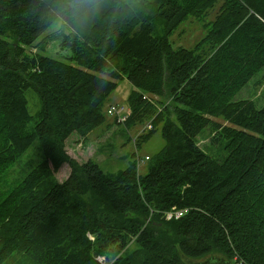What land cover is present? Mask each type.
I'll return each instance as SVG.
<instances>
[{"label": "trees", "instance_id": "trees-1", "mask_svg": "<svg viewBox=\"0 0 264 264\" xmlns=\"http://www.w3.org/2000/svg\"><path fill=\"white\" fill-rule=\"evenodd\" d=\"M50 2L0 0V177L35 139L43 153L0 199V264H198L216 255L264 264V104L237 97L251 80L264 84V0H105L85 34L58 32L74 64L28 50L51 25ZM212 9L202 37L173 46V29ZM123 77L128 112L105 121ZM103 123L142 126L129 133L135 150L160 132L144 173L136 151L114 174L67 153L71 134L85 139ZM63 164L70 171L58 181ZM172 209L182 213L166 219Z\"/></svg>", "mask_w": 264, "mask_h": 264}, {"label": "rangeland", "instance_id": "rangeland-1", "mask_svg": "<svg viewBox=\"0 0 264 264\" xmlns=\"http://www.w3.org/2000/svg\"><path fill=\"white\" fill-rule=\"evenodd\" d=\"M214 14L215 9H212L201 21L188 18L167 35L169 41L175 47H191L206 32L207 26L204 23L213 18ZM58 32L60 30L50 25L35 41L34 45H36H33L28 50L31 53L37 51L57 60L74 64V61L70 59V49L61 46ZM156 32L159 34L158 31ZM252 82L253 80L249 81L237 97L254 99L256 106L261 107L264 104V84L261 87H257ZM130 89L131 84L125 77L119 80L117 87L107 99L104 107L105 112H108L109 107L113 104L127 106L126 96ZM25 96L28 101L29 113L34 115L39 108L36 92L32 88H28L25 90ZM111 117L107 114L105 121L110 120ZM33 125L34 120L27 123L26 128L30 130ZM141 130L142 126H137L130 128L128 132L121 124L106 125L103 123L90 131L85 139H82L76 133L71 134L66 139V151L80 163L87 159H92L105 173L113 174L126 168L133 161L132 154L136 151L142 159V162L140 161L139 163L135 161L136 166L138 165L137 168L140 173H144L147 168V161L144 160V156L154 155L163 146L164 140L160 132L157 131L148 140L137 144L135 150L129 135L135 136ZM202 143L204 142L199 143V145ZM215 146L216 144L211 146L213 148L211 154L220 157L223 152L218 146H216L217 148ZM42 159V150L38 140L35 139L1 175L0 199ZM69 171V166L63 164L53 175L58 181H62L67 177Z\"/></svg>", "mask_w": 264, "mask_h": 264}, {"label": "clouds", "instance_id": "clouds-1", "mask_svg": "<svg viewBox=\"0 0 264 264\" xmlns=\"http://www.w3.org/2000/svg\"><path fill=\"white\" fill-rule=\"evenodd\" d=\"M105 0H51L45 4L53 28L65 35L85 34L101 13Z\"/></svg>", "mask_w": 264, "mask_h": 264}, {"label": "built area", "instance_id": "built-area-1", "mask_svg": "<svg viewBox=\"0 0 264 264\" xmlns=\"http://www.w3.org/2000/svg\"><path fill=\"white\" fill-rule=\"evenodd\" d=\"M128 110L127 108L124 106V105H111L108 109V114L109 115H112V116H115L118 120H124L126 114H127ZM112 113V114H111ZM141 160H137V162H140ZM182 213L181 210H175V209H172V210H169V211H166L164 213V217L166 219H170L171 217H178L180 216V214Z\"/></svg>", "mask_w": 264, "mask_h": 264}, {"label": "water", "instance_id": "water-1", "mask_svg": "<svg viewBox=\"0 0 264 264\" xmlns=\"http://www.w3.org/2000/svg\"><path fill=\"white\" fill-rule=\"evenodd\" d=\"M198 264H234L230 260H225L219 256H210L206 259H203Z\"/></svg>", "mask_w": 264, "mask_h": 264}, {"label": "bare ground", "instance_id": "bare-ground-1", "mask_svg": "<svg viewBox=\"0 0 264 264\" xmlns=\"http://www.w3.org/2000/svg\"><path fill=\"white\" fill-rule=\"evenodd\" d=\"M26 187V186H25ZM21 188V187H20ZM81 191V190H80Z\"/></svg>", "mask_w": 264, "mask_h": 264}]
</instances>
